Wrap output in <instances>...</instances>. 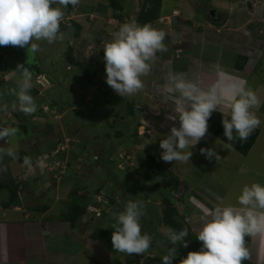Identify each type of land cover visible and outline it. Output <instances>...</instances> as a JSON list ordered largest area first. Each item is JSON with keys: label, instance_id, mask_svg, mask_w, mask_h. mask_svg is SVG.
<instances>
[{"label": "rangeland", "instance_id": "374dc122", "mask_svg": "<svg viewBox=\"0 0 264 264\" xmlns=\"http://www.w3.org/2000/svg\"><path fill=\"white\" fill-rule=\"evenodd\" d=\"M142 1L118 0L121 10L116 14H121L122 19L113 21L114 10L111 9L109 1L79 0L77 6L69 5V8L64 9L65 15L60 23V30L64 33L62 41L58 40L53 44L39 41V51L29 54L27 47L0 46V102L3 103L8 98L6 100L10 103L15 99L7 94V90L16 87L20 78L17 73L11 75V71L5 72L2 69L5 62L12 66V70H16L19 64L29 67L33 73V87L39 91L34 95L33 88L30 90L37 104V111L36 114L27 116L31 121L27 123L25 130H22L21 122L17 118L12 121L10 112L4 114L7 121L0 124V127L15 126L21 130V133L17 132L16 136L8 139L10 144L18 145L16 153L17 158L22 160L21 174H34L24 165V155L34 158L32 160L36 164H32L36 167L38 163L41 164L43 156H50L59 149V144H62L68 151H60L64 155L60 158L62 157V161L67 162L69 167L76 165L73 169L67 168L65 175L59 178L61 188L66 187L62 184L66 180L73 187L74 194L70 197L73 202L75 198L79 199V195L86 192V189L92 194L99 188L102 192L110 191V183L115 184L119 200L125 198V202H144L145 215L140 223L142 233L151 236V247L147 252L134 258L135 254L128 255L114 250L105 238L92 239L98 229L114 230V220L110 214L95 217L97 220H93L94 222L86 217L84 221L80 220L79 231L85 232L86 238L95 241V245H102L99 248L97 245L92 247L96 260L87 254L88 260L84 255L79 256L73 264H162L163 255L173 247L164 234V229L168 228L165 223L167 212L174 211L176 221L190 228L197 236L206 212L217 205L239 206L237 197L246 184L259 182L264 185V0H163L162 15L170 14L173 7L182 11L180 17L167 19L169 15H163L164 20L152 23L153 27L165 32L164 44L167 51L157 52L151 72L141 78L144 83L143 90L132 96L121 97L106 83L103 47L112 39V33L117 31L122 23L136 21L144 4ZM229 1H233V48L227 43L226 36L229 31H219L225 28L219 27L226 23L223 20L228 19L229 7L225 5H228ZM211 10L218 12L217 15L221 16L218 20L220 22L211 20ZM204 19L206 25H203ZM71 22L82 26L78 38ZM66 24L68 27L64 30L62 27ZM201 33L204 38H201ZM217 36L224 39L223 45L226 49L221 52L212 46L217 45ZM205 39L207 43L202 42ZM70 47H73L72 56L76 62L89 67V83L84 80L81 70L71 66L66 60ZM227 57L232 58L230 67H226L230 63ZM243 58L247 61L243 62ZM239 60L244 63L243 71L237 70L236 63ZM177 73L184 74L186 79L197 80L203 87L220 81L226 94L229 85L240 82H245L247 87L256 92L260 104L252 111L261 120L260 126L257 127L260 135L247 156L227 147L207 132L195 146L188 149L193 155L187 163L164 162L161 159V140L170 134L172 126L179 127L178 119L175 120L173 102V97L177 94L167 91L169 75ZM204 76L205 81L202 80ZM46 102L49 103L44 104L47 108H42L41 104ZM127 104L134 106L135 115L127 117ZM217 110L228 112L227 101ZM0 116L3 118V114ZM73 138L80 139L81 143L76 145ZM128 146V150L137 151L138 162L133 166L124 167H117L115 164L112 170L106 162L93 161V155L85 151L90 149L97 154V148L98 151L103 150L102 154L106 156H115L118 151ZM201 148H214L221 159L219 162L215 158L210 161L200 153ZM111 150L114 154L110 153ZM141 150L144 152L139 157ZM145 150L162 165L163 176L153 172L150 165H144L147 156ZM23 153L25 154L22 155ZM84 154H88L93 162L89 165L86 162L82 166L77 165V159ZM1 166L0 157V169ZM38 167L41 173L49 172L47 176L58 183L54 175L60 176L59 173H50L41 165ZM71 169L72 173L67 174ZM76 171L80 177H73ZM10 174L7 170L0 174V187H10L6 181L9 180ZM164 177L171 183L169 195L172 203L167 207L164 205L165 193L154 188ZM115 179L117 183L114 182ZM51 185L53 187V184ZM147 195L149 200L146 202L144 197ZM123 207L115 212L123 210ZM55 214H58V210ZM245 240L251 255L249 261L264 264V258L260 260L258 254L256 255L251 240L247 236ZM175 247L177 251L181 243ZM258 250L260 254L264 253L262 246ZM191 251L196 250L185 252L184 258ZM100 252L103 258L97 256ZM172 264H179L177 255Z\"/></svg>", "mask_w": 264, "mask_h": 264}, {"label": "clouds", "instance_id": "9594fccd", "mask_svg": "<svg viewBox=\"0 0 264 264\" xmlns=\"http://www.w3.org/2000/svg\"><path fill=\"white\" fill-rule=\"evenodd\" d=\"M78 4L79 0H0V46L27 47L29 54L39 51V41H46L48 44L62 41L64 33L60 30V23L65 15L64 9L69 5L75 7ZM217 13L216 11L215 18H211L213 22H220L218 20L221 16ZM114 18L113 21H120ZM162 18L159 21H162ZM165 36L164 31L156 29L152 24L141 25L135 20L122 23L119 29L112 33V39L105 43L103 51L106 83L115 93L123 97L143 90L144 83L141 78L151 72L157 52L167 51ZM14 71L20 78L16 87L7 90L8 95L15 97L10 107L26 116L34 115L37 104L30 94L33 88V73L24 64L17 65ZM167 91L177 94L173 97V102L175 120L178 119L179 127L172 126L170 134L160 142L161 159L164 162L187 163L193 155L188 149L205 137L209 127L208 120L215 111L223 114L224 136L229 142H246L261 124L259 117L252 111L260 104V100L245 82L229 85L226 94L220 81L203 87L197 80L186 79L184 74L177 73L169 75ZM226 101L229 111L223 113L217 110ZM41 107L46 106L41 104ZM8 110V103H0V114H7ZM18 131L15 127H0V140L7 142L9 138L16 136ZM73 140L79 141L76 145L81 143L80 139ZM227 147L230 148L231 144ZM83 149L85 150V147ZM128 149L125 147L123 150ZM85 151L95 154L90 149ZM0 152L12 159L17 158L14 146L0 148ZM69 152L71 153V150ZM141 152L142 150L139 157ZM200 153L210 161L215 158L219 162L221 159L214 148H201ZM97 155L99 156L98 153ZM137 157L136 152V162ZM60 159L62 160V157ZM23 162L29 168L32 166L29 156H25ZM237 204L239 206L217 205L205 213L196 236L202 242L200 251L189 252L179 264H243L245 260L251 259L245 237L259 235L264 240V185L259 182L244 185L237 197ZM110 215L114 220L111 236L114 250L128 255H141L148 251L151 247V236L142 233L140 221L145 215L142 200H128L123 210L113 211ZM85 218L83 216L81 220L84 221ZM164 234L173 247L163 255L162 264H172L177 255L175 246L180 242H183L184 247L188 246L185 240L188 229L176 231L168 227L164 229Z\"/></svg>", "mask_w": 264, "mask_h": 264}, {"label": "crops", "instance_id": "0c3cea01", "mask_svg": "<svg viewBox=\"0 0 264 264\" xmlns=\"http://www.w3.org/2000/svg\"><path fill=\"white\" fill-rule=\"evenodd\" d=\"M103 1L105 2V0ZM119 1L129 2L130 0ZM187 2H189V0ZM231 4H233V1H229V4L225 5L229 7L227 10V12H229L228 19L224 25L219 27L222 28L225 26V28L219 29V31H221V33L225 29L229 31L226 36L228 40L227 43L233 48V7H231ZM174 10H178V8L173 7L169 14V18H175L172 15ZM178 11L182 13V11ZM204 24L206 25L205 19L203 25ZM203 25L202 28L205 31ZM210 27L212 29L214 28L213 26ZM201 35V38H204L203 33H201ZM224 35H226V32ZM215 40L217 41V45L213 44L212 46L216 51L221 52L226 49L224 47V39L217 36ZM202 42L207 43L206 39L202 40ZM231 56L233 57V55ZM228 60L230 63H228L226 67H230L233 63L232 58H228ZM11 67L12 66L7 65L5 62L2 69L5 72L11 71L10 73L13 75L16 72L14 69L12 70ZM224 69L226 70V68ZM202 80L205 81L206 77L204 76ZM33 89L36 88L33 87ZM6 99L3 103H8ZM12 101L13 100L8 103V112L11 113L10 118L12 121H14L15 118L19 120L16 116L18 110L13 111L10 107ZM43 104L48 103L46 102ZM21 115L22 117L24 116L23 118H27L22 112ZM6 121L7 118L4 114L3 118L0 116V124ZM20 131L21 130L18 132L21 133ZM207 139L208 138H205V140ZM9 146H14L16 150L18 145L10 144L9 141L5 142L0 140V148H7ZM38 151L40 150H37V152ZM24 154L25 153L22 155ZM25 156L26 155H24L23 158ZM0 157L2 159L1 169H3L2 171L0 169V174H3L6 170L11 173L9 180H6L10 187L7 189L6 181L2 182L6 187H3L4 185L0 187V264H73L79 256L83 255L86 260H88V255L95 259L93 256L95 253L92 247L97 245L98 247H96L99 248L102 244L99 243L95 245V241L89 240V237L86 238L85 232L79 231L78 224L80 221L76 225H72L67 217L72 208V200L70 197H73L74 194L73 187L69 185L68 180L62 183L66 186L63 189L60 186V181L56 180L58 183H55L53 178L47 176L49 172H40L38 166H42V164L38 163L36 167H34L33 164H36L35 162L33 163L32 159L34 158H31L33 163L32 166L30 168L28 167V170L34 174L28 175L27 173L21 174V158L12 159L3 152H0ZM72 169L67 172V174L70 172L72 173ZM73 177L80 176L75 172ZM51 184H53V187ZM45 189H47V191H45ZM17 192H19L23 204L21 207L13 206ZM67 193L70 195L68 196ZM57 210L58 214H55ZM83 233L85 237H83ZM248 238L251 240L252 247L256 250V255L258 254L257 256L262 260L264 258V253L260 254L258 249H260L261 246L264 249V240L257 236ZM253 239H255V241H252ZM99 254L97 256L103 258L101 252Z\"/></svg>", "mask_w": 264, "mask_h": 264}, {"label": "trees", "instance_id": "16d2710c", "mask_svg": "<svg viewBox=\"0 0 264 264\" xmlns=\"http://www.w3.org/2000/svg\"><path fill=\"white\" fill-rule=\"evenodd\" d=\"M108 1L110 2L111 9L114 10L113 16L121 20L122 19L121 15L116 14L117 11L121 10V7L119 6L118 0H108ZM142 2H144V4L141 7L140 13L138 14V16L136 18V22L141 24V25L152 24L154 21L159 20L161 17H163V15H169L166 13H164L162 15V13H161V11H163L162 10L163 9V0H143ZM69 7L70 6H68V8ZM226 21H227V19L224 20L223 22H226ZM71 24H72V26L75 27V36L78 38L80 36L81 31H82V26L75 23V22H71ZM67 27L68 26L66 24V26L62 27V28L65 30ZM70 48H71V50H69V52L66 53V55H67L66 60L69 62V64L71 66L79 68V70H81L80 73L83 74L84 80L85 79L88 80V83H89V80H91L90 76H89V74H90L89 67L84 65L81 62L80 63L76 62V60L73 58V56H74L73 50H72L73 47H70ZM239 58H241V57H239ZM246 61H247V59L243 58V62H246ZM243 62H242V60H239V62L236 63L237 70H239V71L243 70V67H244ZM39 74H41V71H39ZM120 99L123 100L122 98H120ZM125 112H126L127 117H130V116H133L136 114L135 110H134V106H132L131 104H127V108H126ZM16 116L18 117V119L21 122L20 127L25 130V127L27 126V123L29 122L28 118H26V117L23 118L24 116L22 117L20 111H18L16 113ZM222 119H223V114L221 112H219V111L213 112L211 117L208 120V125H209L208 133L212 134L214 138L219 139L220 141H222L226 145L231 144V148L233 150H235L236 152H238L244 156H247L257 142V139L260 135L259 129L256 128L253 131V133L249 136V138L247 139L246 142H240L239 140H234V141L229 142V141H227L226 137L224 136V128L222 125ZM135 134H136V132H135ZM136 141L138 142V140H136ZM126 148L128 149L129 146ZM96 151L99 154V161H103V162L108 163V166H110L111 170L115 164L117 165V159L115 161L111 160V158L115 157L116 155L115 156H112V155L106 156V155L102 154L103 150L98 151L97 148H96ZM122 151H123V149H122ZM146 151H147V156L145 158L144 165H148V166L150 165L149 167H151V170H154L153 172H155L158 175L163 176L164 170H163L162 165L160 163H158L155 160V158L149 154L148 150H145V153H146ZM143 152H141V153L143 154ZM110 153L114 154L113 151ZM62 155H63V153L61 152L60 156H62ZM141 165H143V164H141ZM114 169H115V167H114ZM114 177L116 178V176H114ZM114 182H116V179L114 180ZM110 188H111L110 191H106V192L104 191V195L110 201L109 206H111V212H113V211L120 209L124 206L123 203L125 202L124 201L125 198H123V200H121L122 204H117L116 199L119 196H118V191L116 190L115 184L110 183ZM154 188L156 189V191H161L162 193H165L164 205L166 207L169 203H172L171 196L169 195L170 194L169 192L171 189V183L167 180V178L164 177V179L162 181L155 184ZM100 193H102L101 188H99L93 194L89 191V189L88 190L86 189V192L79 195L80 196L79 199L75 198L74 202L72 201V208L69 212V215L67 216L69 221L72 223V225H76L81 220V218L86 214L88 207L95 203V196L100 194ZM148 196L149 195L144 197V200L146 202L149 200L147 198ZM165 223H166V226L171 227L172 229H174L176 231H179L182 228L188 229V235L185 238L188 246L184 247L183 242H180L181 247L177 250V253H178L177 259L179 261L184 258L185 252H187L189 250L200 251V249L202 247V242H200L197 239L196 235L192 233L190 228H188V227L184 226L183 224H181L180 222L176 221V219L174 218V211L167 212V214L165 215ZM113 231L114 230H106V229L105 230H99L98 229L95 231L96 234L94 233L92 238L95 240H98L100 238H105L113 247L112 241H111V236H112ZM135 256L136 255H134V258H135ZM243 264H254V263L250 262L249 260H245L243 262Z\"/></svg>", "mask_w": 264, "mask_h": 264}, {"label": "built area", "instance_id": "2783aa9c", "mask_svg": "<svg viewBox=\"0 0 264 264\" xmlns=\"http://www.w3.org/2000/svg\"><path fill=\"white\" fill-rule=\"evenodd\" d=\"M178 15V16H177ZM173 16L180 17V12L178 10L173 11ZM169 17H167L168 19ZM163 20V18L161 19ZM47 108V107H46ZM36 114V112H35ZM35 117V116H34ZM31 121V118L29 119ZM74 143H78V140H73ZM68 151L66 147L62 146V144H59V149L57 148L53 154L50 156L45 155L43 156L42 159V166L46 170L50 171V173H59L60 176L54 175V178L60 181V177L65 175V172L67 168H70L67 165V162L62 161L59 157L58 154L60 151ZM136 150H123L120 151L119 153L116 154L115 157L111 158V160L115 161L117 159V167H124V166H133V164L136 163L135 159V153ZM93 155V161L99 160V156L97 154H92ZM88 154L81 155L78 159L76 164L79 165L84 164V162L89 165L90 162H93ZM76 166V165H75ZM72 165V167H75ZM117 204H122V201L119 200L118 198ZM110 201L105 197L104 192L98 194L95 196V203L93 205H90L87 209L86 214L84 215V218L87 217L86 219H95V217H101L102 215H107L110 214L111 212V206H109Z\"/></svg>", "mask_w": 264, "mask_h": 264}, {"label": "water", "instance_id": "95a60500", "mask_svg": "<svg viewBox=\"0 0 264 264\" xmlns=\"http://www.w3.org/2000/svg\"><path fill=\"white\" fill-rule=\"evenodd\" d=\"M209 15L211 16V18H215V16H216V10H211ZM43 82H45V81H43ZM22 205L23 204L21 202L20 194H19V192H17L16 193V196H15V199H14V202H13V206L21 207Z\"/></svg>", "mask_w": 264, "mask_h": 264}, {"label": "flooded vegetation", "instance_id": "af4514ba", "mask_svg": "<svg viewBox=\"0 0 264 264\" xmlns=\"http://www.w3.org/2000/svg\"><path fill=\"white\" fill-rule=\"evenodd\" d=\"M32 90H33L32 92H35L34 95L39 92L38 90H35V89H32Z\"/></svg>", "mask_w": 264, "mask_h": 264}]
</instances>
